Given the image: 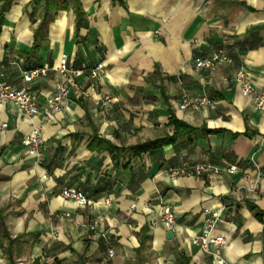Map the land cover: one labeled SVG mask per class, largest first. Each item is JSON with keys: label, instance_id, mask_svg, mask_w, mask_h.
<instances>
[{"label": "crops", "instance_id": "0c3cea01", "mask_svg": "<svg viewBox=\"0 0 264 264\" xmlns=\"http://www.w3.org/2000/svg\"><path fill=\"white\" fill-rule=\"evenodd\" d=\"M217 50L233 63L195 71L196 59ZM61 55L77 67L102 62L104 70L80 77L85 96L71 91L48 122L0 104L8 125L0 134V264H134L147 256L153 264H213L190 243L203 228V209L219 212L213 233L225 238L226 263L264 264V114L233 81L243 66L264 95V0H0L4 81L20 86L16 59L28 69L54 66ZM56 82L50 73L32 85L39 106ZM183 94L207 96L213 107L180 111ZM174 119L194 132L154 154L128 150L171 137ZM31 125L43 132L39 158L22 143ZM197 164H237L243 173L168 172ZM62 189L89 203L79 207ZM163 205L175 214L172 239L153 224ZM105 231L112 257L99 238ZM142 235L149 240L138 253Z\"/></svg>", "mask_w": 264, "mask_h": 264}, {"label": "built area", "instance_id": "2783aa9c", "mask_svg": "<svg viewBox=\"0 0 264 264\" xmlns=\"http://www.w3.org/2000/svg\"><path fill=\"white\" fill-rule=\"evenodd\" d=\"M232 57L224 50L211 52L207 57L198 58L193 63L195 71L212 72L217 68L231 65ZM12 65L17 69L20 86L14 87L2 79L0 69V104L12 102L16 105L19 113L31 119L41 115L42 122L50 121L58 114L65 106L71 91L77 92L78 96H85L78 83V79L86 76L89 79H97L104 70L102 62L97 63L93 67L77 68L75 64L68 59L67 56L61 55L54 66L47 64L35 67L24 68L21 60L16 59ZM50 73L57 77L54 92L47 97L42 106H39L37 97L31 92L32 85L39 80L45 79ZM233 81L239 87L243 97L248 99L255 110L264 114V95L257 93L251 82V76L243 66H238L233 74ZM213 102L207 96H190L183 94L181 103L178 106L180 111L187 108H212ZM8 128L4 122H0V134ZM22 143L26 147L29 156L39 158L44 145L43 132L41 126L31 125L29 132L22 137ZM173 177L177 176H192V177H217L220 175H236L242 174L243 169L237 164H197L184 165L179 168L168 170ZM60 196L64 199L74 201L79 207H85L89 200L79 191L74 189H62ZM203 228L199 234L190 239V243L199 248L204 254L210 256L213 264H232L226 263L221 256V249L225 245V238L221 235L213 233V229L220 218L218 211L203 209ZM66 217L69 215H65ZM154 225H159L166 231L173 232L176 229V218L173 210L163 205L157 213L156 222ZM89 230L94 231L95 227H89ZM99 238L107 244V256L114 255L110 245V237L108 232L99 234Z\"/></svg>", "mask_w": 264, "mask_h": 264}, {"label": "trees", "instance_id": "16d2710c", "mask_svg": "<svg viewBox=\"0 0 264 264\" xmlns=\"http://www.w3.org/2000/svg\"><path fill=\"white\" fill-rule=\"evenodd\" d=\"M75 20H76V29L78 30L80 27L83 25V13L80 11V9L77 7L75 9ZM40 29V26H39ZM76 66V65H75ZM77 67V66H76ZM80 68V67H77ZM89 68V66H88ZM171 125L174 128V134L169 137V138H164V139H158L154 141H148L145 143L137 144L135 146L129 147L128 150L133 154V155H139L141 153H149V154H154L157 153L161 150V147L163 144L167 142H175L178 138L185 137L191 135L194 130L190 127H187L184 123L174 119L171 121ZM99 143L105 145L106 149H108L111 153L115 152L117 150L113 146H111L107 141H99ZM121 151V150H120ZM149 240L148 236L142 235L140 237V247L139 250L137 251L138 253L140 252L142 246L146 241ZM103 242L100 241L99 248L103 249ZM81 264H85V261L80 260ZM13 264V263H11Z\"/></svg>", "mask_w": 264, "mask_h": 264}, {"label": "rangeland", "instance_id": "374dc122", "mask_svg": "<svg viewBox=\"0 0 264 264\" xmlns=\"http://www.w3.org/2000/svg\"><path fill=\"white\" fill-rule=\"evenodd\" d=\"M141 255H142L141 257H143V256L145 257V255H147V253L143 252ZM141 259H139V261L135 262L134 264H153V261H152L153 257H151V256H147V257L141 258ZM65 264H81V263H78L77 261L75 262V261L72 260V261H69V262H67Z\"/></svg>", "mask_w": 264, "mask_h": 264}, {"label": "water", "instance_id": "95a60500", "mask_svg": "<svg viewBox=\"0 0 264 264\" xmlns=\"http://www.w3.org/2000/svg\"><path fill=\"white\" fill-rule=\"evenodd\" d=\"M173 232H171V231H168L167 233H166V239H172L173 238Z\"/></svg>", "mask_w": 264, "mask_h": 264}]
</instances>
